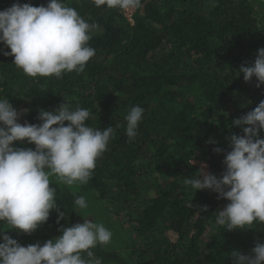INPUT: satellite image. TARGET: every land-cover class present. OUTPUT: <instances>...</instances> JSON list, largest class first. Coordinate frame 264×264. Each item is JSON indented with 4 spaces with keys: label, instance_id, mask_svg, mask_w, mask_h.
<instances>
[{
    "label": "trees",
    "instance_id": "obj_1",
    "mask_svg": "<svg viewBox=\"0 0 264 264\" xmlns=\"http://www.w3.org/2000/svg\"><path fill=\"white\" fill-rule=\"evenodd\" d=\"M16 2L0 0V10ZM62 2L99 25L88 42L96 55L83 73L33 78L3 54L10 49L0 43V98L27 109L20 120L31 124L41 123L40 109L69 103L90 111L89 126H111L114 136L87 184L67 186L50 178L66 217L60 224L53 210L31 234L3 222L0 229L22 246L43 245L61 235V225L89 216L119 236L92 249L102 264H232L233 251L250 254L264 242V224L232 231L216 225L215 212L229 201L184 180L200 169L197 164L222 175L231 150L227 137L244 135L234 120L264 100V85L257 88L255 77L245 82L239 73L264 48V0H142L133 23L119 9L97 7L92 0ZM19 3L46 6L48 0ZM137 105L145 111L130 141L125 116ZM13 147L35 149L26 141ZM216 147L224 151L216 153ZM79 196L99 204V215L79 209Z\"/></svg>",
    "mask_w": 264,
    "mask_h": 264
},
{
    "label": "clouds",
    "instance_id": "obj_2",
    "mask_svg": "<svg viewBox=\"0 0 264 264\" xmlns=\"http://www.w3.org/2000/svg\"><path fill=\"white\" fill-rule=\"evenodd\" d=\"M92 3L119 9L123 14L143 7L142 0ZM98 30V24L87 22L62 0H48L46 6L20 4L17 0L0 10V43L10 49L3 54L14 57L13 64L33 78L83 73L96 55L88 42ZM239 73H243L245 82L255 77L257 88L264 85V48L258 49L254 62L241 65ZM27 111H18L8 99L0 98V222L31 234L49 220L53 210L58 213L57 224L66 218L57 207L56 189L50 186V178L56 176L67 186L87 184L97 159L108 150L114 129L92 128L87 123L90 111L73 108L66 102L54 111L40 109L39 124L18 122ZM144 111L133 106L125 116L130 141L138 135ZM233 124L241 127L244 135L227 137L231 150L225 154L222 175L208 172L207 165L201 164L193 176L184 180L185 185L197 191L210 190L218 194V199L229 201L215 212V224L228 231L251 228L254 222L264 224V100ZM25 141L34 144L35 149L13 147L14 143ZM223 151L214 148L216 153ZM75 205L79 209L88 207L83 196L75 199ZM200 210L206 212L207 206ZM82 216L83 223L61 225V235L43 245L22 246L0 229V264H102L92 249L109 245L112 232L103 223ZM231 257L232 264H264V242H257L250 254L235 250Z\"/></svg>",
    "mask_w": 264,
    "mask_h": 264
},
{
    "label": "rangeland",
    "instance_id": "obj_3",
    "mask_svg": "<svg viewBox=\"0 0 264 264\" xmlns=\"http://www.w3.org/2000/svg\"><path fill=\"white\" fill-rule=\"evenodd\" d=\"M18 110V109H17ZM19 111V110H18ZM23 117H24V114L21 116V118L23 119ZM19 123H21V124H25V122L24 121H21V120H19L18 121ZM200 166V165H199ZM207 171H208V168L206 169ZM208 172H210L211 173V171L209 170ZM94 202H95V200H94ZM88 204V207L90 208V210H91V215L93 214V211H95L96 213H98V215H99V213H100V211H98L95 207H94V205L95 206H98V207H100V205L99 204H97L96 202H95V204L93 205L92 203H87ZM100 218H102L101 220H103V219H105V218H103V215H101L100 217H99V219ZM87 219L88 220H91L89 217H87ZM84 220H85V218H84ZM84 220L82 221V220H75V222L76 223H81V222H84ZM79 221V222H78ZM106 227L109 229V230H111V227H109L107 224H106ZM56 237H58V233H57V235L55 236V238ZM125 238H126V236H124ZM172 237H174V236H172ZM171 237V238H172ZM112 240H115V241H119V236H118V234L116 233V232H112ZM124 241V239L123 240H121V242H123Z\"/></svg>",
    "mask_w": 264,
    "mask_h": 264
},
{
    "label": "built area",
    "instance_id": "obj_4",
    "mask_svg": "<svg viewBox=\"0 0 264 264\" xmlns=\"http://www.w3.org/2000/svg\"><path fill=\"white\" fill-rule=\"evenodd\" d=\"M135 11L128 13V14H124L125 17L129 20L130 23H133V15H134ZM199 166V164H197ZM201 166V165H200ZM199 166V168H200ZM208 171L210 170L209 166L207 165Z\"/></svg>",
    "mask_w": 264,
    "mask_h": 264
}]
</instances>
